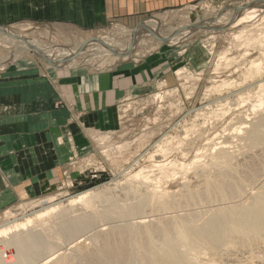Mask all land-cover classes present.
Masks as SVG:
<instances>
[{
  "label": "bare ground",
  "instance_id": "obj_1",
  "mask_svg": "<svg viewBox=\"0 0 264 264\" xmlns=\"http://www.w3.org/2000/svg\"><path fill=\"white\" fill-rule=\"evenodd\" d=\"M224 11H213L202 22L186 26L184 30L167 29L160 20L146 21L136 32L130 31L126 42L101 38V42L59 50L58 58L57 54L53 55L54 50L48 49L46 55L40 44L19 33L4 30L0 32V40L14 45L15 54L11 58H0V67L8 66L24 54L42 56L51 64L57 61L61 64L58 63L59 66L68 63L69 67L75 65L76 56L87 52L103 58L127 56L134 49L135 38L157 36L160 41L166 40L165 44L174 45L202 32H210L209 36H213L221 30L226 33L228 29H239L232 33V37L243 41L241 44L246 47L244 62L249 60V50L253 48L260 49L263 58L264 0L254 3L235 0ZM227 53L223 52L222 57L217 58V68L223 61L227 65L231 61ZM258 60L246 62L250 67L243 68L240 74V90L223 94L222 87L228 85L227 81L215 85L217 96L214 100L225 104L230 97L250 94L258 89L261 91L256 92L257 96L260 95L257 99L260 105H253V109L264 107V64ZM236 119L239 121V127L235 128L238 149L231 146L232 141L215 144L214 139L209 140L206 145L208 160L200 161L201 154L199 158L195 155L193 157L198 160L194 158L189 165L196 184H184L180 193H171L162 186L163 181L155 182L141 171L134 174V164L125 161L129 167L118 174L132 171L123 175L124 183L117 181L119 177L116 176L114 186L120 188L124 184L118 194L105 196L100 192L86 191L71 199L72 205H82L92 210L91 214L74 217L69 210L61 208L59 201L46 202L23 222L16 218L5 220L0 224V264H264V169L256 166L260 159L264 161V110L252 119L240 111ZM205 131H197V137L202 138ZM167 138L168 134H162L158 141L147 147L154 148L157 142L168 141ZM99 139L104 143L109 137L103 135ZM194 139H180L179 146L191 147L198 141ZM123 146H118L119 152L125 148ZM156 147L162 154L169 151L162 144ZM178 165L164 160L156 167L162 171L165 180L170 174L172 176ZM126 175L132 176L127 179ZM98 199L108 203L101 212L94 210ZM9 212L5 215L9 216L8 219L12 216Z\"/></svg>",
  "mask_w": 264,
  "mask_h": 264
},
{
  "label": "rangeland",
  "instance_id": "obj_2",
  "mask_svg": "<svg viewBox=\"0 0 264 264\" xmlns=\"http://www.w3.org/2000/svg\"><path fill=\"white\" fill-rule=\"evenodd\" d=\"M245 1L254 3L258 0ZM233 2L235 0H205L186 9L150 15L143 22L160 20L167 26V29L184 30L187 28L186 26L202 22L213 11L218 13L225 12L224 9L228 8ZM60 27L65 26L44 25L42 23L18 24L2 27L0 32L11 30L15 34L19 33L27 39L40 44L45 54L48 52V49L54 50L53 55L57 54L56 57L58 58L60 57L57 53L59 50H69L81 44L101 42V38L112 39V41L117 43L126 42L130 38V31L133 30L121 25H110L104 31L96 32H78ZM238 31L239 29L232 31L228 29L226 33H223L221 30L213 36H209L210 32H202L196 37L188 38L186 42H177L178 44L174 45L165 44L164 42L167 41H160L157 36H144L141 39H134V49L127 56L116 58L109 56L103 58L87 52L76 56L73 61L75 65H70L69 67H67L68 63L67 66H59V62L57 61H52L54 64H51L44 60L42 56L39 57L32 54L21 55L8 66L0 67L4 71L11 64L27 58L29 59V64L35 65L36 68H38L36 63H40L43 73L48 72L50 69H56L63 76H69L77 72L83 73V75L87 72L91 75L113 76L115 79L117 78L116 80L119 82L118 86L123 91L125 90V95L110 104V108L114 109L116 113V127L109 130L85 127L84 122L80 118L86 117V115H90L93 112L85 109L78 110L72 107L69 101L59 100L57 98L58 94L54 91L56 97V101L53 103L54 108L57 110L68 109V121L73 134L79 132L85 134L89 144L87 147L81 148L80 153H72L68 156L66 168L63 171L65 178L56 192L40 198L23 202H11L10 204L0 206V224L5 220L13 221L15 218L23 222L32 216L30 215L32 212L40 210L43 205L47 204L46 202L56 203L60 201L61 208L69 210L74 217L91 214L92 210L85 209L82 205H72L70 203L71 199L86 191H95L103 193L105 196H114L124 186V184L120 188L114 186L116 176L119 177L117 181L121 180V183H124L126 179H124L125 181L123 180L125 177L123 175L132 170L134 174L140 171L143 172L144 175L150 176L155 182L163 181L162 186L169 189L171 193L174 192V194L180 193L184 184L195 185L197 181L195 176H193V170H189L191 168L189 165L196 159L193 156L196 155L199 158L201 154L200 161L205 162L208 160V151L206 149L207 143H210L211 139H214L213 142L215 144L232 141L233 144L231 146L238 149L235 134L238 133L235 128L239 127V121L236 119L237 112H244L246 117L252 119L257 113L264 110V107L253 109L256 104L260 105L258 101L260 95H257L261 91L258 89V93H256L257 91H253L250 94L245 93L239 97H230L225 103L227 106L214 100V96L217 95L213 87L220 85L224 80L227 81L228 85L222 87L221 92L223 94L240 90L239 87L242 85V81H239L240 79L242 80L240 74L243 68L246 69V66L247 68L250 67L246 62L258 60L260 57L258 63L262 62L264 64V57H261L262 53H260L261 50L258 48L250 49L251 56L248 61L244 62L246 47H244V44H241L243 41L234 40L232 37V33ZM22 36L20 39H23ZM223 52H229L227 56L229 55L228 58L231 61L228 65L223 61L221 66L217 68V58L222 57L221 54ZM14 54L15 46L10 43L4 44L0 40V58H11ZM138 69H144V71H148V74L145 73L141 77H138L139 79H134L139 75ZM178 72L181 73L178 74ZM83 78L82 84L84 85L82 88L87 89L91 86L92 77H88L87 75ZM96 83L95 86L97 85ZM156 96L158 97L156 98ZM222 112L225 113L223 114ZM216 116L220 119H217ZM177 124L180 125L178 126ZM201 130L206 131L204 135L202 134V138H198L196 132ZM162 134H168V141L157 142L153 146L154 148L147 147L153 142L158 141L159 136ZM103 135L108 136L109 139L101 143L99 137ZM72 137L71 133L67 134L69 141ZM185 137L190 138L192 141L195 138L194 140L198 141L191 147L185 145L181 148L178 142L180 139H186ZM209 140L210 142H208ZM56 142L58 146V144L63 142V139L57 138ZM184 142L187 143V141ZM123 144L125 145L123 146ZM160 144L169 150L167 151L168 153H164L165 155L167 154L166 156L156 147V145L159 146ZM118 146H123L126 149L122 148V151L119 152ZM148 148H150L149 151L145 152L144 150ZM87 150L90 151L87 152ZM209 153L211 154V152ZM191 159L192 161H190ZM164 160H167V163L180 164V166L178 165V169L176 168V170L172 171V176L170 174V177L165 178V180H163L162 171L156 167L159 162ZM125 161L127 163L130 162L132 165L134 164V166L132 170H128L126 173L124 172L120 175L118 173H121L122 169L129 167ZM256 166L258 167L257 169H264V161L260 159L259 162H256ZM181 167L184 170L180 169ZM130 176L126 175V178L129 179ZM107 205V202L98 199L94 203V210L96 209V212H101ZM8 212L12 214L9 219V216H5Z\"/></svg>",
  "mask_w": 264,
  "mask_h": 264
},
{
  "label": "crops",
  "instance_id": "obj_3",
  "mask_svg": "<svg viewBox=\"0 0 264 264\" xmlns=\"http://www.w3.org/2000/svg\"><path fill=\"white\" fill-rule=\"evenodd\" d=\"M203 1L0 0V27L42 23L78 32L104 31L110 25L134 29L150 15ZM28 61H17L0 71V206L56 192L65 178L68 156L89 144L85 134H73L68 109L54 108V91L59 100L93 112L80 119L85 127L100 130L116 127L110 104L125 95L113 76L87 72L63 76L56 69L43 73L40 63L36 68ZM138 71L134 79L148 74L144 69ZM87 75L92 77L91 88L83 89ZM68 133L73 135L70 141ZM57 138L63 139L58 146Z\"/></svg>",
  "mask_w": 264,
  "mask_h": 264
},
{
  "label": "water",
  "instance_id": "obj_4",
  "mask_svg": "<svg viewBox=\"0 0 264 264\" xmlns=\"http://www.w3.org/2000/svg\"><path fill=\"white\" fill-rule=\"evenodd\" d=\"M144 22L142 21L139 25H137L132 31L136 32L138 30V28L143 24ZM2 27H0L1 29ZM86 45H88V43H86Z\"/></svg>",
  "mask_w": 264,
  "mask_h": 264
}]
</instances>
